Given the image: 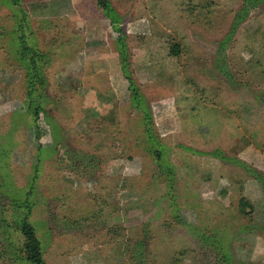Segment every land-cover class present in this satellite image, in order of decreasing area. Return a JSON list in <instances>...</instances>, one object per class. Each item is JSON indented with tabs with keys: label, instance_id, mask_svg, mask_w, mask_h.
<instances>
[{
	"label": "rangeland",
	"instance_id": "374dc122",
	"mask_svg": "<svg viewBox=\"0 0 264 264\" xmlns=\"http://www.w3.org/2000/svg\"><path fill=\"white\" fill-rule=\"evenodd\" d=\"M18 1L43 108L0 0V264L24 200L47 264H264V0Z\"/></svg>",
	"mask_w": 264,
	"mask_h": 264
},
{
	"label": "trees",
	"instance_id": "16d2710c",
	"mask_svg": "<svg viewBox=\"0 0 264 264\" xmlns=\"http://www.w3.org/2000/svg\"><path fill=\"white\" fill-rule=\"evenodd\" d=\"M17 4L18 16V39H19V59L25 61V77H26V90L28 92L29 103L28 109L36 122L40 121V113L42 112V94L36 88L43 83L42 68L39 64L41 60L39 50L33 45L28 43L26 37L27 27L29 25L28 15L24 7H22L18 0H10ZM97 4L105 12L108 11L106 0H97ZM26 29V30H25ZM27 41V42H26ZM239 204L241 206L247 205V202L240 198ZM15 207L22 210L24 215L17 219L15 224L16 229L23 237L21 244V251L23 252L24 259L30 264H47L42 256L41 243L36 236L34 228L29 224L26 219L27 213L30 209L29 201L24 200L21 203H16Z\"/></svg>",
	"mask_w": 264,
	"mask_h": 264
}]
</instances>
